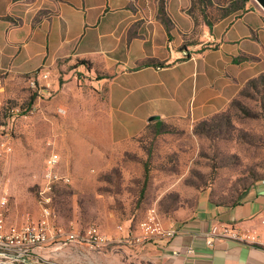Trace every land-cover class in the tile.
Here are the masks:
<instances>
[{"label":"crops","instance_id":"obj_1","mask_svg":"<svg viewBox=\"0 0 264 264\" xmlns=\"http://www.w3.org/2000/svg\"><path fill=\"white\" fill-rule=\"evenodd\" d=\"M182 5L185 0H165L167 28L159 0H0V98L10 88L19 89L31 71H49L46 82L56 95L46 103L47 110H70V101L78 102L91 117L83 130L94 133L90 138L103 164L112 163L106 153H131L128 142L132 140L133 150L134 141L159 122L192 126L216 116L248 78L249 64L264 60V9L252 0L244 11L222 16L211 26L204 22L198 38L186 44L179 33ZM187 20L195 30L194 17L187 14ZM184 51L189 56L183 57ZM151 116L158 118L149 120ZM143 179L142 163L132 181ZM261 217L264 178L237 203H216L205 195L186 216L162 218L175 234L132 245V260L264 264L259 244L228 237L206 243L215 226L261 232ZM5 222L7 226L6 217ZM74 246L85 245L52 240L27 255V264H58L48 259L77 250ZM97 253L104 264V254ZM0 264L25 263L8 254L0 255Z\"/></svg>","mask_w":264,"mask_h":264},{"label":"rangeland","instance_id":"obj_2","mask_svg":"<svg viewBox=\"0 0 264 264\" xmlns=\"http://www.w3.org/2000/svg\"><path fill=\"white\" fill-rule=\"evenodd\" d=\"M190 1L182 5L184 23L179 30L186 44L195 41L205 27L202 5ZM231 1L241 0H210L204 10L215 18ZM187 14L194 17L197 28L193 31ZM246 69L248 78L224 111L205 124L175 123L163 126L159 133L147 131L134 141L133 150L132 140L128 142L131 153H106L111 164L100 162L103 158L90 138L94 133L83 130L91 117L83 114L78 102L70 101L74 104L70 110H47L46 103L56 95L53 91L51 98L36 100L41 106L32 104L31 71L19 89L10 88L0 98V198H7L0 210L7 226H19L27 216L39 217L44 160L53 151L60 155L59 172L71 178L69 184H56L49 204L64 232L75 230L82 236L96 225L110 238H123L151 206L166 219L191 213L205 195L223 204L241 199L264 178V60ZM145 159L149 177L140 196L143 180L132 181V174L141 171ZM71 240L85 246H74L77 250L48 261L97 264L98 259L101 264L97 252H102L104 264H137L132 260V245L125 242L95 248L79 239L66 240L65 235L59 241Z\"/></svg>","mask_w":264,"mask_h":264},{"label":"built area","instance_id":"obj_3","mask_svg":"<svg viewBox=\"0 0 264 264\" xmlns=\"http://www.w3.org/2000/svg\"><path fill=\"white\" fill-rule=\"evenodd\" d=\"M184 54L187 52L184 51ZM49 71L35 69L28 79V86L35 94V98L49 99L53 96L51 85L46 82ZM60 155L50 152L44 160L43 182L39 187L38 197L40 203V215L37 219L27 216L24 222L16 227H8L5 215L0 210V255H11L14 260L27 264L26 256L43 248L52 240L59 241L65 235L66 240L79 239L90 247L102 248L112 242H125L129 245H143L154 238L168 237L175 234L173 225H165L154 206L145 210L139 220L137 229L128 231L124 237L110 238L96 225L89 226L80 236L75 230L63 231V228L55 223L54 215L50 207L51 193L56 184H69L71 181L67 173H60L58 165ZM7 200L5 195L0 198L3 204ZM259 224L261 232L254 229L239 231L230 225L215 226L212 228L206 243L211 245L217 238L228 237L243 243L259 244L264 247V217ZM64 242V241H60Z\"/></svg>","mask_w":264,"mask_h":264},{"label":"trees","instance_id":"obj_4","mask_svg":"<svg viewBox=\"0 0 264 264\" xmlns=\"http://www.w3.org/2000/svg\"><path fill=\"white\" fill-rule=\"evenodd\" d=\"M196 1L199 2V4H201L202 7H203V10H202L201 13H202L204 22L208 26H211V24L213 22L217 21L222 16H225V15L230 14V13H233V12H237L238 10L239 11H244L247 7H249V5L248 6H245V3L248 2L249 0H241L240 2L239 1H231L230 7L228 9H226L222 14L218 15L215 18H209L207 16L205 10H204V7H206L208 5V3H210V0H196ZM251 1L252 0H250V4H251ZM190 2H193V1H190ZM158 11H159V14L161 16V19L163 20L164 24L168 28L169 27V21H168L166 9H165V0H159V8H158ZM187 56H189L188 55V52L186 54H183V57H187ZM33 98H35L34 92H32V95H31V99L32 100H33ZM205 120H208V119H205ZM205 120L200 121L201 124H205ZM165 125L166 124H163V123L159 122L158 124L155 125V128L152 130V132L153 133H159V132L164 131L165 128L163 126H165ZM143 164H144V179H143V186L141 188L140 196L144 192L145 185L147 184L148 177H149V168H148L147 161H145ZM237 202H238V200H235V201H233V202H231L229 204L237 203Z\"/></svg>","mask_w":264,"mask_h":264},{"label":"water","instance_id":"obj_5","mask_svg":"<svg viewBox=\"0 0 264 264\" xmlns=\"http://www.w3.org/2000/svg\"><path fill=\"white\" fill-rule=\"evenodd\" d=\"M262 9H264V0H254ZM158 118L157 116L149 117V120Z\"/></svg>","mask_w":264,"mask_h":264}]
</instances>
